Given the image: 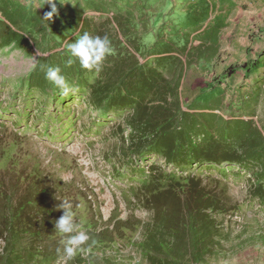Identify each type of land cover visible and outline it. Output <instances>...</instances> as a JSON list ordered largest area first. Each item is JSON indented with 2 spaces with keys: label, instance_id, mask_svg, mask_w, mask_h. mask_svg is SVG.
I'll return each instance as SVG.
<instances>
[{
  "label": "rangeland",
  "instance_id": "obj_1",
  "mask_svg": "<svg viewBox=\"0 0 264 264\" xmlns=\"http://www.w3.org/2000/svg\"><path fill=\"white\" fill-rule=\"evenodd\" d=\"M246 1L53 0L49 21L47 0H0V264H264V14ZM85 32L112 52L73 58L64 96L45 73ZM65 204L90 237L66 262Z\"/></svg>",
  "mask_w": 264,
  "mask_h": 264
},
{
  "label": "clouds",
  "instance_id": "obj_2",
  "mask_svg": "<svg viewBox=\"0 0 264 264\" xmlns=\"http://www.w3.org/2000/svg\"><path fill=\"white\" fill-rule=\"evenodd\" d=\"M47 3L50 5L51 11H48L44 18L50 21L53 15L57 13V8L53 0H47ZM66 47L70 53L67 63L71 65L75 60H78L80 66L89 71H99L107 56L112 52L111 41L108 36H92L87 32L80 35L74 42L67 44ZM45 75L47 80L61 90L62 95H74L77 91L61 74L59 67L48 66ZM62 208L64 213L55 222V229L61 233L68 234L64 247V256L62 257V260L66 262L72 260L78 252L86 251L82 246L89 241L90 237L86 231L78 230L73 213L70 211L71 205L65 204Z\"/></svg>",
  "mask_w": 264,
  "mask_h": 264
},
{
  "label": "trees",
  "instance_id": "obj_3",
  "mask_svg": "<svg viewBox=\"0 0 264 264\" xmlns=\"http://www.w3.org/2000/svg\"><path fill=\"white\" fill-rule=\"evenodd\" d=\"M66 66H69V64L67 63H64L61 67L63 70H65L64 67ZM235 71V69L233 67H229L226 71L227 74H232L233 72ZM63 76H67L65 75L67 73V71L65 70V72H63ZM122 86L124 87V90L125 92L123 93V95H120V97H118V99L115 98V104L116 105H119L120 102H124L122 104H125L126 106L127 105H131L132 102L130 100V97H131V84L129 82H123L122 83ZM134 94V93H133ZM104 100L107 101V102H112L114 99L112 98V96H105L104 97ZM118 100V101H117ZM106 111L103 109L102 113H105ZM163 116V115H162ZM164 118V116H163ZM163 119H160L159 122H156L154 120H148L146 122L145 125L142 126L141 130L142 132L144 133L145 131H150L151 133V137H155L160 145V148H162V150L165 152L166 156L169 157L170 160H174L176 158H173L174 154H176L178 152V148L179 146L175 145V144H171V142L167 139L168 138V135H167V131H166V127L165 126V122L162 121ZM152 143V142H151ZM212 145V143H208L206 146L209 148L210 146ZM219 146V145H217ZM216 146V147H217ZM197 145H192L191 147V154L194 155L196 154L197 155ZM219 150H214L215 153L216 152H220L219 155L221 156L220 158L222 160H227V161H232V162H239L241 159L240 156H233L234 153L230 152L226 146H223V147H220L218 148ZM183 150V149H181ZM203 151H205V149H203ZM205 154V158L209 161H215L217 160L213 155H211L210 157H207L208 155L206 153ZM218 154V153H216ZM230 154V155H229ZM250 155V153H249ZM258 173H255V176H257Z\"/></svg>",
  "mask_w": 264,
  "mask_h": 264
},
{
  "label": "crops",
  "instance_id": "obj_4",
  "mask_svg": "<svg viewBox=\"0 0 264 264\" xmlns=\"http://www.w3.org/2000/svg\"><path fill=\"white\" fill-rule=\"evenodd\" d=\"M246 3L249 7H254L255 10L264 14V0H247Z\"/></svg>",
  "mask_w": 264,
  "mask_h": 264
}]
</instances>
